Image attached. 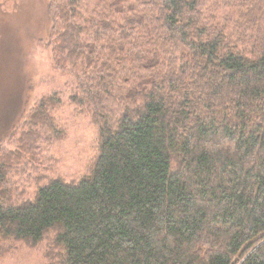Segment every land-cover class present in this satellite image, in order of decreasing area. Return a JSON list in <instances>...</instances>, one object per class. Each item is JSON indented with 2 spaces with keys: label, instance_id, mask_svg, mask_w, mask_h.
I'll list each match as a JSON object with an SVG mask.
<instances>
[{
  "label": "trees",
  "instance_id": "obj_1",
  "mask_svg": "<svg viewBox=\"0 0 264 264\" xmlns=\"http://www.w3.org/2000/svg\"><path fill=\"white\" fill-rule=\"evenodd\" d=\"M53 66L98 129L77 179L45 173L58 91L0 148V257L47 264H264V0H50ZM39 182L17 199L10 174Z\"/></svg>",
  "mask_w": 264,
  "mask_h": 264
},
{
  "label": "rangeland",
  "instance_id": "obj_2",
  "mask_svg": "<svg viewBox=\"0 0 264 264\" xmlns=\"http://www.w3.org/2000/svg\"><path fill=\"white\" fill-rule=\"evenodd\" d=\"M50 0H0V148L14 149L12 133L30 109L45 94L59 92L62 99L55 115L64 131L58 142L44 143L46 154L56 159L45 173L46 179H77L85 174L94 159L98 129L89 113L71 100L74 76L54 68L49 34L52 19ZM37 172L30 164L10 174L17 199L34 196L39 184ZM49 239L36 246L9 241L11 247L0 257V264H47Z\"/></svg>",
  "mask_w": 264,
  "mask_h": 264
}]
</instances>
